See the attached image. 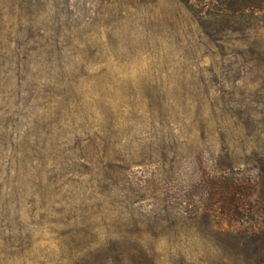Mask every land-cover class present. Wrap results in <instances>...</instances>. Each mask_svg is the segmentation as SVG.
Listing matches in <instances>:
<instances>
[{
    "label": "rangeland",
    "instance_id": "obj_1",
    "mask_svg": "<svg viewBox=\"0 0 264 264\" xmlns=\"http://www.w3.org/2000/svg\"><path fill=\"white\" fill-rule=\"evenodd\" d=\"M229 25L0 0V264H264V12Z\"/></svg>",
    "mask_w": 264,
    "mask_h": 264
},
{
    "label": "trees",
    "instance_id": "obj_2",
    "mask_svg": "<svg viewBox=\"0 0 264 264\" xmlns=\"http://www.w3.org/2000/svg\"><path fill=\"white\" fill-rule=\"evenodd\" d=\"M192 17L200 22H211L225 27L231 20L242 18L248 13L264 12V0H177ZM229 28H223L228 32ZM227 199L235 206L234 214L246 206L247 195L243 189L236 186H227Z\"/></svg>",
    "mask_w": 264,
    "mask_h": 264
}]
</instances>
